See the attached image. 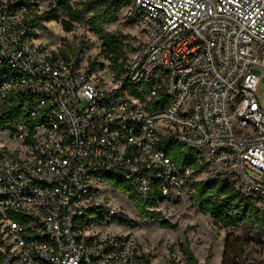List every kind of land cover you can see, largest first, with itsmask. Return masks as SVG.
I'll use <instances>...</instances> for the list:
<instances>
[{
  "label": "built area",
  "instance_id": "2783aa9c",
  "mask_svg": "<svg viewBox=\"0 0 264 264\" xmlns=\"http://www.w3.org/2000/svg\"><path fill=\"white\" fill-rule=\"evenodd\" d=\"M120 1L144 40L105 80L40 44L18 0H0V113L27 118L0 127V264H154L133 234L102 235L106 216L122 218L114 181L145 202L204 181L264 203V0ZM126 84L169 108L148 112ZM163 139L206 171L173 161Z\"/></svg>",
  "mask_w": 264,
  "mask_h": 264
},
{
  "label": "trees",
  "instance_id": "16d2710c",
  "mask_svg": "<svg viewBox=\"0 0 264 264\" xmlns=\"http://www.w3.org/2000/svg\"><path fill=\"white\" fill-rule=\"evenodd\" d=\"M18 1L20 8L28 10L29 23L36 31L47 32L48 29L44 26V23H59L66 33H72L75 30L76 24L86 25L90 29V32L99 37L102 42L103 53L107 55L106 59L115 78L119 80L126 74V66L128 65L130 56L125 51L124 41L105 32L108 26L119 22V16L125 9V5L120 0H57V8L50 10L44 15L34 14L32 10L36 3L45 0ZM73 1H76L74 6L72 5ZM59 11L66 15L67 20L62 19ZM127 24L132 25L128 21ZM32 36L38 39V34L33 33ZM59 52L66 61H70L66 50H60ZM97 67L100 70L104 69L103 65L98 66L96 63H91L88 72L94 73ZM124 87L129 91L130 95L144 101V94L129 88L127 84ZM151 89L152 85L146 87V93H149ZM144 103L150 113L164 111L170 105L169 101L160 92L150 101H144ZM16 122H27V118L19 109L10 108L0 113V127ZM160 144L173 161L181 166H191L196 170V176L206 171L207 165H198V154L196 152L184 149L183 146L171 139H163ZM114 187L123 196L128 197L141 222L151 221L159 224L162 228L170 227L163 214L157 211L158 206L165 202V199L160 194L156 193L157 199L145 202L138 194L127 191L118 182L114 181ZM190 189L192 206L199 207L201 212L208 214L216 226L224 230L242 228L246 231L245 235L253 232L257 238L264 235V203L242 196L234 186L227 182H195L191 185ZM115 219H118L119 224L122 226L134 227L133 222H126L122 218ZM100 221L104 223V217H100ZM246 245L245 241L228 235L224 245L221 264H242L246 253Z\"/></svg>",
  "mask_w": 264,
  "mask_h": 264
},
{
  "label": "rangeland",
  "instance_id": "374dc122",
  "mask_svg": "<svg viewBox=\"0 0 264 264\" xmlns=\"http://www.w3.org/2000/svg\"><path fill=\"white\" fill-rule=\"evenodd\" d=\"M118 1V0H107ZM76 1L72 2L74 6ZM57 8V0H45L34 5V14L44 15ZM62 19L67 17L61 11ZM125 11L119 16V22L108 26L105 32L115 38L124 41L125 51L128 56H134L143 44L144 37L138 28L128 25ZM47 32L37 31L38 42L54 50H66L70 62H76L78 66L89 71V65L96 63L103 65L94 73L110 80L112 73L107 55L103 53V44L99 37L90 32V29L82 24L75 25L72 33L63 31L59 23H44ZM259 93L264 96V77L259 84ZM264 107V100H263ZM191 191L187 190L182 197L174 200H165L158 206L165 220L170 224L168 228H162L151 221L141 222L134 206L127 196L122 193L112 195L113 208L119 211L122 220L133 222L134 227L122 226L118 219L106 216L105 228L102 235L128 236L133 234L138 244L150 251L154 264L174 262L175 264H221L224 245L228 235L234 236L246 242V253L242 264H264V235L257 238L254 233L245 235L242 228L224 230L216 226L213 219L201 212L199 207H193L190 200Z\"/></svg>",
  "mask_w": 264,
  "mask_h": 264
},
{
  "label": "crops",
  "instance_id": "0c3cea01",
  "mask_svg": "<svg viewBox=\"0 0 264 264\" xmlns=\"http://www.w3.org/2000/svg\"><path fill=\"white\" fill-rule=\"evenodd\" d=\"M222 261V260H221Z\"/></svg>",
  "mask_w": 264,
  "mask_h": 264
}]
</instances>
